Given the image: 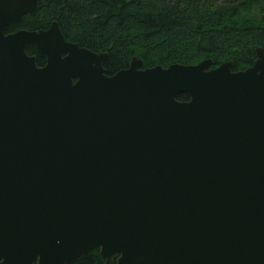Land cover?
Returning <instances> with one entry per match:
<instances>
[{
  "label": "water",
  "instance_id": "obj_1",
  "mask_svg": "<svg viewBox=\"0 0 264 264\" xmlns=\"http://www.w3.org/2000/svg\"><path fill=\"white\" fill-rule=\"evenodd\" d=\"M37 8L0 0V264H264V48L109 76L57 22L7 33Z\"/></svg>",
  "mask_w": 264,
  "mask_h": 264
},
{
  "label": "trees",
  "instance_id": "obj_2",
  "mask_svg": "<svg viewBox=\"0 0 264 264\" xmlns=\"http://www.w3.org/2000/svg\"><path fill=\"white\" fill-rule=\"evenodd\" d=\"M54 22L66 41L107 53L109 76L128 69L133 58L142 69L210 59L212 69L233 62L234 72L244 71L253 66L256 49L264 48V0H38L37 10L7 33L48 30ZM26 52L45 65L33 45ZM74 264L105 263L96 250Z\"/></svg>",
  "mask_w": 264,
  "mask_h": 264
},
{
  "label": "flooded vegetation",
  "instance_id": "obj_3",
  "mask_svg": "<svg viewBox=\"0 0 264 264\" xmlns=\"http://www.w3.org/2000/svg\"><path fill=\"white\" fill-rule=\"evenodd\" d=\"M34 13V12H33ZM21 30H27V29H21ZM21 30H18V31H21ZM18 31H16V32H18ZM27 31H31V30H27ZM15 33V32H14ZM30 56V55H29ZM32 57H35V56H32ZM36 58V57H35ZM100 256V255H99ZM102 259V258H101ZM104 262V261H103ZM105 263V262H104ZM114 263H116V259H114V261H113V264ZM117 264V263H116Z\"/></svg>",
  "mask_w": 264,
  "mask_h": 264
}]
</instances>
